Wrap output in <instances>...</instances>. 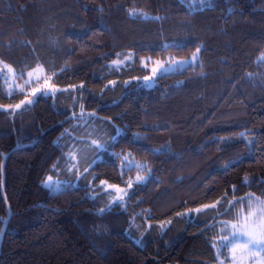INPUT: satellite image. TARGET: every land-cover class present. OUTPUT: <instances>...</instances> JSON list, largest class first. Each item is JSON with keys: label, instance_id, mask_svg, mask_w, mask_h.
Returning <instances> with one entry per match:
<instances>
[{"label": "trees", "instance_id": "1", "mask_svg": "<svg viewBox=\"0 0 264 264\" xmlns=\"http://www.w3.org/2000/svg\"><path fill=\"white\" fill-rule=\"evenodd\" d=\"M262 57L264 0H0V264L227 254L222 222L264 198ZM6 64L61 89L29 103Z\"/></svg>", "mask_w": 264, "mask_h": 264}, {"label": "rangeland", "instance_id": "2", "mask_svg": "<svg viewBox=\"0 0 264 264\" xmlns=\"http://www.w3.org/2000/svg\"><path fill=\"white\" fill-rule=\"evenodd\" d=\"M196 50L194 51V53L196 52ZM198 55L195 59H193V53L183 58L175 56L170 57V55H167L163 60L155 59V62L150 64L151 73L150 75L146 76L148 77V79H145V83L151 84L152 79L161 72H172L173 70L183 68L185 65L195 63V61H197ZM5 66L8 67H4L3 71L4 89L8 93L18 90L28 94L27 102L30 101V97H33L39 91L54 92L61 89L60 87H57L56 85L51 83L50 80H48V78L45 76L43 66L39 64L27 70V72L23 75H20L18 71L10 65L6 64ZM38 69H42V71H39ZM153 69H156V71L154 72ZM29 73H33V75L29 76ZM34 90H37L35 91V94H33ZM71 154V158H75L76 154ZM48 184L52 185V182H48ZM261 201H264L263 197L254 198L248 211H239L238 216L235 220H224V222H222L221 231H224V234L218 238V246H226V248H228V252L227 254H221L216 248L217 259L214 264H264V252H259L258 250L249 251L246 248H237L234 252L232 248V244L237 243V241H235V239L232 237V232L234 231V229L231 227V225L237 224V226H239L241 223H243L244 217H247L250 212L258 210V208L261 206ZM253 220H256L258 222V217H253ZM225 236H228L229 240L225 241L223 239ZM242 239L243 238H241V241L239 242H242Z\"/></svg>", "mask_w": 264, "mask_h": 264}, {"label": "snow or ice", "instance_id": "3", "mask_svg": "<svg viewBox=\"0 0 264 264\" xmlns=\"http://www.w3.org/2000/svg\"><path fill=\"white\" fill-rule=\"evenodd\" d=\"M198 53H199V48L196 50L195 53H193V59L196 58ZM262 59H264V57H262ZM113 63L114 64L122 63V61H113ZM38 70L42 71V69H38ZM153 71L155 72L156 69H153ZM32 75L33 73H29V76ZM145 79H148V77H145ZM37 90H34L33 94H35V91ZM28 102L31 103V101ZM21 103H24V101H21ZM16 107L18 108L20 107V105L18 104L16 105ZM141 179L142 177H137V182L140 181ZM44 183L45 186H49L47 181H45ZM131 186H132V181H129L128 187ZM109 187L115 188L116 186L110 185ZM117 191L123 193V195L118 196V199L123 200V196L127 195V192L121 189H117ZM260 205L261 206L258 208L257 211L250 212L247 217H244L243 223H241L239 226H237V224L231 225V227L234 229V231L232 232V237L235 239V241H237V243L232 244V248L234 252L237 248H246L249 251L258 250L259 252H264V201H261ZM212 207H215V205H212ZM253 217H258V222L256 220H253ZM241 238H243L242 242H239L241 241ZM223 239L227 241L229 240V237L225 236Z\"/></svg>", "mask_w": 264, "mask_h": 264}]
</instances>
